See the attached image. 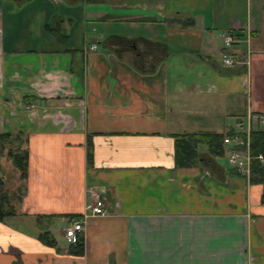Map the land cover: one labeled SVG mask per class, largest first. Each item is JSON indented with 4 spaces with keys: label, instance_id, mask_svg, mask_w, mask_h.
I'll list each match as a JSON object with an SVG mask.
<instances>
[{
    "label": "crops",
    "instance_id": "1",
    "mask_svg": "<svg viewBox=\"0 0 264 264\" xmlns=\"http://www.w3.org/2000/svg\"><path fill=\"white\" fill-rule=\"evenodd\" d=\"M225 31L248 63L222 66ZM258 115L264 0H0V134L27 152L0 264H264L262 185L225 145L175 160L178 135L224 138ZM90 188L105 214L70 244L62 218Z\"/></svg>",
    "mask_w": 264,
    "mask_h": 264
},
{
    "label": "trees",
    "instance_id": "2",
    "mask_svg": "<svg viewBox=\"0 0 264 264\" xmlns=\"http://www.w3.org/2000/svg\"><path fill=\"white\" fill-rule=\"evenodd\" d=\"M175 141V160L179 166H191L201 161V146L206 147V153L211 157H220L224 154L223 134L220 133L206 131L178 135ZM22 142L21 135L0 134V150L6 143H17L18 146L15 149L8 150V156L21 172V177L25 179L27 152L25 148L20 147ZM250 155V182L262 185L264 199V130L256 129L250 133ZM2 185L3 181L0 177V220L15 213L14 207L10 204L9 195L2 189ZM43 235V233L38 234L39 237ZM49 242L51 243V241ZM76 245H81V240Z\"/></svg>",
    "mask_w": 264,
    "mask_h": 264
},
{
    "label": "built area",
    "instance_id": "3",
    "mask_svg": "<svg viewBox=\"0 0 264 264\" xmlns=\"http://www.w3.org/2000/svg\"><path fill=\"white\" fill-rule=\"evenodd\" d=\"M220 39L225 49L221 53L222 66L230 67L237 64L248 63V59L239 52L226 50L239 41V37L236 34L225 31L220 34ZM95 47L96 45H93L91 48ZM29 106L33 107V104ZM253 120L256 122V126L250 123ZM256 129L264 130V115H258L252 120L248 119L243 132L234 131L223 138V144L229 150L227 158L228 163L232 165L238 173L247 178L250 176L251 168V157L249 155L250 133L252 130ZM241 152L246 153V155L241 156ZM259 158L262 159L261 156H259ZM89 196L92 197V202L85 207L80 219L68 216L62 218L63 235L70 244H77L79 242V237L83 234L85 224L88 220L105 214L103 199L100 192L90 188Z\"/></svg>",
    "mask_w": 264,
    "mask_h": 264
},
{
    "label": "rangeland",
    "instance_id": "4",
    "mask_svg": "<svg viewBox=\"0 0 264 264\" xmlns=\"http://www.w3.org/2000/svg\"><path fill=\"white\" fill-rule=\"evenodd\" d=\"M233 46H231L230 48L226 49L229 51H232ZM216 61H218V58H215ZM28 108V107H27ZM228 109V107H217L216 108V112H223L224 117H221V113L220 115H218V118L220 119L219 121L216 120V122L220 123V124H230L233 125L235 120L232 118H226L227 116L225 115V111ZM241 116V115H239ZM242 117V116H241ZM223 118H225V121H223ZM207 122V118L206 117H201L199 120V123L204 124ZM224 122V123H223ZM224 127H221V130L219 129V131H223ZM17 143H6L4 145L3 148H1L0 150V177L3 181V187L2 189H4L6 191V193L9 195V199L11 200L10 204H12V206L14 207V209H19L20 207V203H21V199H22V188H23V183H24V179L21 177V172L16 168V166L14 165L13 161L11 160V157L8 156V150L10 148L15 149L17 147ZM20 147L24 148V145H20ZM246 153L241 152V156H245ZM249 155H250V148H249ZM251 157V155H250ZM261 159V158H260ZM251 161V160H250ZM245 178H247L246 176H244ZM250 179V176H249ZM57 227L56 225H54L51 229L53 230V232L55 233V230L57 231V229L55 228Z\"/></svg>",
    "mask_w": 264,
    "mask_h": 264
}]
</instances>
